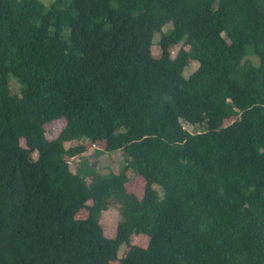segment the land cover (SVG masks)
I'll return each instance as SVG.
<instances>
[{
	"label": "trees",
	"instance_id": "obj_1",
	"mask_svg": "<svg viewBox=\"0 0 264 264\" xmlns=\"http://www.w3.org/2000/svg\"><path fill=\"white\" fill-rule=\"evenodd\" d=\"M91 147L124 166L73 169ZM123 246L132 264H264V0H0V264H116Z\"/></svg>",
	"mask_w": 264,
	"mask_h": 264
},
{
	"label": "rangeland",
	"instance_id": "obj_2",
	"mask_svg": "<svg viewBox=\"0 0 264 264\" xmlns=\"http://www.w3.org/2000/svg\"><path fill=\"white\" fill-rule=\"evenodd\" d=\"M45 4H49L51 0H42ZM171 27V24L167 25L163 31H166ZM159 40H160V34H155L153 39V45H152V54L155 58H159L161 56V48L159 46ZM174 53L176 49H172ZM256 63L259 62V60L256 58ZM198 68L197 62H192L185 70L184 75L188 77L191 73H193ZM10 87L11 91L14 94H19L21 92V85L18 82V79L13 76L10 81ZM227 96L225 93H222L221 100H226ZM65 125L64 119H59L56 122L50 123L46 126V136L49 139H53L62 129V127ZM184 127L191 133H198L203 132L205 130L202 126H191L188 124H184ZM24 144V142H21ZM77 144L76 142L66 143V147L72 146ZM101 146V145H100ZM102 148V146H101ZM100 148V149H101ZM96 148L91 147L87 150L86 153L83 154V156H78L76 158L70 159V164L73 167V169L80 168L83 165L87 166H94L95 170L99 174H108L110 172H118L122 169V167L125 164L124 156L121 151L115 152V153H108L105 152L103 154H96L94 151ZM33 159L37 158V153H34L32 155ZM136 180L134 182L132 180L129 181V187L133 192H135L139 197L142 196L144 191V181L140 177H134ZM91 178H88V181H90ZM141 180V181H140ZM154 187L159 191L160 196L163 195V188L159 187L157 185H154ZM87 211L82 210V212L78 213L77 218H85L87 216ZM121 220V214H120V205L119 203L111 200L109 209L103 214V217L101 219V223L104 227L105 234L108 237H113L116 231V227L118 222ZM148 237L143 235H135L133 237L132 243L134 245H137L138 247H146L148 244ZM129 251V248H126L123 246L120 250L119 256L120 259L116 264H132L133 263V257H128L127 253Z\"/></svg>",
	"mask_w": 264,
	"mask_h": 264
},
{
	"label": "built area",
	"instance_id": "obj_3",
	"mask_svg": "<svg viewBox=\"0 0 264 264\" xmlns=\"http://www.w3.org/2000/svg\"><path fill=\"white\" fill-rule=\"evenodd\" d=\"M95 147V146H94Z\"/></svg>",
	"mask_w": 264,
	"mask_h": 264
}]
</instances>
